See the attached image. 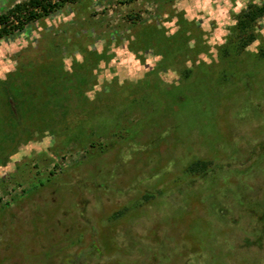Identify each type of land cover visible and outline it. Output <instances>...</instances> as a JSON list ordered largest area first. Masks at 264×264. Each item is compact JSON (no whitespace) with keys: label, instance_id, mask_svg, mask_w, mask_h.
Here are the masks:
<instances>
[{"label":"rangeland","instance_id":"374dc122","mask_svg":"<svg viewBox=\"0 0 264 264\" xmlns=\"http://www.w3.org/2000/svg\"><path fill=\"white\" fill-rule=\"evenodd\" d=\"M50 2L0 22V264H264V0Z\"/></svg>","mask_w":264,"mask_h":264},{"label":"trees","instance_id":"16d2710c","mask_svg":"<svg viewBox=\"0 0 264 264\" xmlns=\"http://www.w3.org/2000/svg\"><path fill=\"white\" fill-rule=\"evenodd\" d=\"M53 5L54 4L51 3L50 0H24L15 3L13 6L9 7L6 13L0 14V22L2 23L4 21H7L9 15H15L18 21L16 25H12V28L22 27L24 24L23 22L38 17L43 13H47L49 10L53 8ZM263 13H264V2L260 4L250 3L248 4L246 10L242 13V16L239 19V24H243L245 21H250ZM21 14H23L24 17L23 16L21 17ZM8 31L9 30L4 26L0 27V33H5ZM17 78H19L18 80H21V77L18 74L17 76L14 77L15 80L14 89H12L9 84L7 85L4 84L1 88H4V90H6L7 92L5 93L6 107H7V112L11 117V120L24 121L26 115L24 114L23 105L26 102L25 101L26 97L24 95L22 96L21 84L20 81H17ZM10 91L11 92L13 91L12 95L10 94ZM206 164L207 163L205 161L198 160L194 163V167L200 166L201 168H204Z\"/></svg>","mask_w":264,"mask_h":264}]
</instances>
